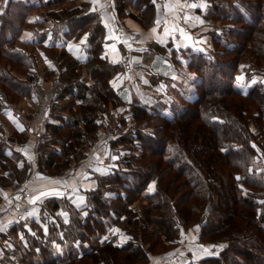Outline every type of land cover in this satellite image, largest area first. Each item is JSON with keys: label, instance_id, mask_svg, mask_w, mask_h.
Returning a JSON list of instances; mask_svg holds the SVG:
<instances>
[{"label": "trees", "instance_id": "obj_1", "mask_svg": "<svg viewBox=\"0 0 264 264\" xmlns=\"http://www.w3.org/2000/svg\"><path fill=\"white\" fill-rule=\"evenodd\" d=\"M66 1L78 3L54 8ZM113 1L118 18L130 15L146 26L157 0ZM207 1L205 18L222 23L213 25L205 50L180 51L195 76L193 96L171 115L164 108L136 103L126 118L114 111L125 100L110 83L123 67L103 56L105 28L92 0H0V108L34 94L36 116L49 109L51 122L44 123L39 143L45 166L39 162V169L52 172L59 157L52 144L65 154L55 172L68 159H78L97 128L112 135L109 144L122 151L116 166L87 191L83 204L65 202L69 223L59 222L62 233L46 237L67 244L65 253L53 255L40 241L42 260L36 262L26 247L21 263L145 264L154 246H161L160 253L169 251L183 232L194 228L200 244L218 246L214 254L199 257L198 264H264V178L255 165L264 154L259 141L264 138V0ZM131 7L139 10L138 16ZM42 23L49 26L30 27ZM25 30L34 47L46 39L52 44L54 38L83 37L86 56L80 60L61 49L53 63L58 69L53 82L32 84L37 54L14 43ZM177 53H171L175 64ZM61 57L66 60L55 64ZM242 57L248 60L239 72ZM240 73L245 79L262 78L241 88ZM7 149L0 138L1 186L23 179L29 168L18 151ZM138 198L145 201L142 215L131 206ZM59 202L50 199L45 206L54 209ZM113 228L127 239L119 242L114 233L102 239Z\"/></svg>", "mask_w": 264, "mask_h": 264}, {"label": "crops", "instance_id": "obj_2", "mask_svg": "<svg viewBox=\"0 0 264 264\" xmlns=\"http://www.w3.org/2000/svg\"><path fill=\"white\" fill-rule=\"evenodd\" d=\"M92 5L100 13L105 28L103 56L123 67L110 81L111 86L118 89L125 100L114 111L128 118L132 105L136 103L170 111L182 108L185 100L194 94L192 85L195 76L188 70L187 73L180 71L186 67V58L180 51H203L209 46L211 30L215 24L204 16L209 2L157 0L146 26L130 15L118 18L113 0H92ZM130 10L139 15L137 8L131 7ZM80 38L82 37L62 41L60 46L68 54L83 60L88 47L85 40L80 50L73 47L74 42ZM49 41L46 39L44 43L52 45ZM174 49L179 52L176 64L171 58ZM41 57L47 63V73L55 71L53 63L49 62L44 53ZM240 81L239 86L245 88L253 79L241 78ZM86 83L90 85L91 80L86 79ZM41 84L44 85L45 82ZM22 101H15L11 106L5 104L0 108V138L7 142V152L18 151L29 164L23 179L0 185V264H23L20 262L21 252L26 247L33 251L35 261L39 262L44 256L39 254L40 241L49 245L53 255H63L68 245L53 239L55 236L49 240L46 237L62 233L58 227L59 222L69 223L70 213L65 202L83 204L87 191L96 186L99 175L115 167L122 154L119 146L109 144L108 140L112 135H106L98 128L95 130V137L82 148L83 155L78 159H68L66 166L58 172L53 168L60 167L59 163H62L65 154L60 152L59 144H52L51 149L59 157L50 167L52 172H43L38 163L45 166L42 162L46 156L40 157L39 143L44 123L51 122L48 117L49 109L46 106L40 117L35 116L32 120L26 117V113L28 103L36 105L35 95H30L27 103ZM60 113L66 114L67 111ZM100 119L103 123L107 122L105 117ZM53 121L59 122L58 119ZM257 162L264 178V154ZM50 199H57L60 204L54 209L45 206ZM112 233L116 234L119 242L127 239L126 234L117 232L114 228L105 232L102 239L109 238ZM217 250L218 246L200 244L196 229L190 228L183 232L178 245L169 251L149 253L146 264H196L199 257L214 254ZM66 264H69V260Z\"/></svg>", "mask_w": 264, "mask_h": 264}, {"label": "rangeland", "instance_id": "obj_3", "mask_svg": "<svg viewBox=\"0 0 264 264\" xmlns=\"http://www.w3.org/2000/svg\"><path fill=\"white\" fill-rule=\"evenodd\" d=\"M78 3V1H66V2H62V3H60L59 5H56V6H54V8H58V10H59V8L61 7V8H70V7H72V6H74L75 4H77ZM47 9L48 8H42V9H39V10H42V12H46L47 11ZM222 23V21H219V20H217L216 22H215V24H221ZM263 23H264V21H263ZM49 26V24L48 23H42V24H39V25H36V26H34V25H30V27L31 28H37V29H41V28H47ZM30 33V31L29 30H25L23 33H22V37H21V40L22 39H24V40H20V41H15L14 43L17 45V46H20V47H22V48H24V49H26L27 51H32L33 53L35 52L36 54H37V59H38V64H37V67H36V75H34V76H32V78H29V81L33 84V83H42V82H45V84L43 85V86H49V84H51L52 82H53V78H55V76L57 75V72H58V69L56 68V65H55V71H53V72H51V74H49V73H47V63L43 60L44 58H42L41 56H42V54L44 53V55H45V57L46 58H48L50 61V63H54L55 61V58H57V56L59 55V53L61 52V49H62V46H60V41L61 40H59V38H54V40L52 41V45H48V44H45L44 42L43 43H40V44H38V45H36L35 47L34 46H32V45H30L27 41H28V34ZM63 41H67V40H63ZM54 43V44H53ZM83 43H85L84 42V38L82 37V38H80V39H78V40H76L75 42H74V44H73V47L74 48H76V49H78V50H80V48H81V46H82V44ZM63 58V59H62ZM250 59V61H253V59H251V58H249ZM66 60V57H61L59 60H56L57 62L55 63V64H57L58 63V65H60L63 61H65ZM246 60H248V59H246L245 57H242V58H240V60H239V67H240V70H239V72H242L241 71V69L244 67V65H245V61ZM61 62V63H60ZM264 64V61L262 60L261 61V65H263ZM60 70V69H59ZM180 71L182 72H184L185 71V73H187L188 71H187V68L184 66V68H181L180 69ZM46 72V73H45ZM242 73H240L239 75H241ZM16 75L18 76V77H20V78H22V79H24V78H26V76L24 75V74H20V73H16ZM28 78V77H27ZM240 78H244L242 75H241V77ZM250 79H254V77H252V78H250ZM239 85V84H238ZM239 87V86H238ZM28 96H25V97H20V98H17L16 99V102H19L20 100H23L22 102H25V103H27L28 102ZM24 103V104H25ZM29 104V106H28V110H27V113H31L30 115H29V119H32V120H34V118H35V116H36V114H35V111L37 110V105H31L30 103H28ZM176 106H173V108H175ZM175 110H178V109H175ZM26 113V114H27ZM165 113L167 114V115H171V111L170 110H166L165 111ZM100 116H102V117H105V120H106V114L104 113H102ZM36 118H37V116H36ZM251 124L252 125H254L255 126V122H254V119H253V121L251 122ZM254 126H252L253 127V130L254 129H256V128H254ZM98 129V128H97ZM96 129V130H97ZM101 130L103 131V132H105L104 131V129H102L101 128ZM259 141L264 145V138H259ZM88 144V143H87ZM61 163H59V165H60ZM255 165L256 166H259L258 165V162L256 161V163H255ZM145 201H143V199L142 198H138L135 202H133L132 204H131V206H133V208L135 209V210H137V212H138V214L139 215H142V213H143V210L145 209L144 208V206H145V203H144ZM156 238H153V239H151L150 241H152V240H155ZM162 248H161V246H159V245H156V246H154V254H159L161 251H159V250H161ZM187 252H189V251H187ZM86 264H90V262L89 261H86ZM115 264H121V261H116V263ZM146 264V263H145ZM197 264V263H196Z\"/></svg>", "mask_w": 264, "mask_h": 264}]
</instances>
